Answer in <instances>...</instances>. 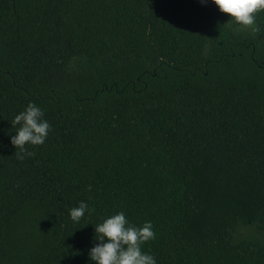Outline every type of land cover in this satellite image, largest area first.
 <instances>
[{
  "label": "trees",
  "instance_id": "trees-1",
  "mask_svg": "<svg viewBox=\"0 0 264 264\" xmlns=\"http://www.w3.org/2000/svg\"><path fill=\"white\" fill-rule=\"evenodd\" d=\"M255 27L210 0H0V264H95L120 211L151 221L157 264H264V11ZM30 101L51 127L21 159Z\"/></svg>",
  "mask_w": 264,
  "mask_h": 264
},
{
  "label": "clouds",
  "instance_id": "clouds-1",
  "mask_svg": "<svg viewBox=\"0 0 264 264\" xmlns=\"http://www.w3.org/2000/svg\"><path fill=\"white\" fill-rule=\"evenodd\" d=\"M206 3L208 0H200ZM221 13L227 14L228 21L242 27H251L256 31V13L264 11V0H210ZM13 126L19 125L10 142L20 153L28 152L27 145H42L50 130V123L44 118V111L33 102H29L24 110L14 116ZM91 214L93 209L86 202L69 209V217L79 222L85 212ZM96 233L94 246L89 250V258L95 264H157L150 253L142 250V245L154 238L151 221L142 226H135L127 221L123 211L112 214L94 227Z\"/></svg>",
  "mask_w": 264,
  "mask_h": 264
}]
</instances>
